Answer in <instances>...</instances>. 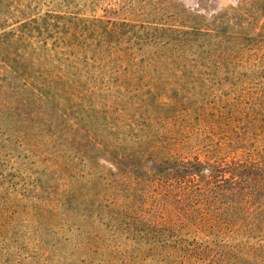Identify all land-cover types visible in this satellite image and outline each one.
<instances>
[{"label": "rangeland", "instance_id": "374dc122", "mask_svg": "<svg viewBox=\"0 0 264 264\" xmlns=\"http://www.w3.org/2000/svg\"><path fill=\"white\" fill-rule=\"evenodd\" d=\"M0 264H264V0H0Z\"/></svg>", "mask_w": 264, "mask_h": 264}, {"label": "trees", "instance_id": "16d2710c", "mask_svg": "<svg viewBox=\"0 0 264 264\" xmlns=\"http://www.w3.org/2000/svg\"><path fill=\"white\" fill-rule=\"evenodd\" d=\"M195 167H196V166H195ZM165 171H167V170L165 169L164 171H160V173H163V172H165ZM194 173H196V174L199 173V170H195Z\"/></svg>", "mask_w": 264, "mask_h": 264}]
</instances>
